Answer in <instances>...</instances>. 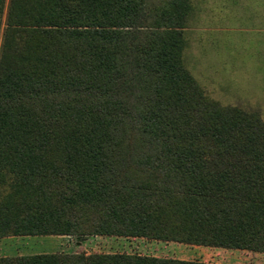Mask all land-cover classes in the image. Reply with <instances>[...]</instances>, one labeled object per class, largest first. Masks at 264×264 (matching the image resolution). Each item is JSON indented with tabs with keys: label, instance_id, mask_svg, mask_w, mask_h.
<instances>
[{
	"label": "trees",
	"instance_id": "1",
	"mask_svg": "<svg viewBox=\"0 0 264 264\" xmlns=\"http://www.w3.org/2000/svg\"><path fill=\"white\" fill-rule=\"evenodd\" d=\"M191 9L0 0V239L264 252V119L208 97L186 67ZM0 264L215 263L56 252Z\"/></svg>",
	"mask_w": 264,
	"mask_h": 264
},
{
	"label": "rangeland",
	"instance_id": "2",
	"mask_svg": "<svg viewBox=\"0 0 264 264\" xmlns=\"http://www.w3.org/2000/svg\"><path fill=\"white\" fill-rule=\"evenodd\" d=\"M188 18L184 62L206 95L258 111L264 119V0H192ZM122 238L8 236L0 239V257L131 252L215 264H264V252Z\"/></svg>",
	"mask_w": 264,
	"mask_h": 264
},
{
	"label": "crops",
	"instance_id": "3",
	"mask_svg": "<svg viewBox=\"0 0 264 264\" xmlns=\"http://www.w3.org/2000/svg\"><path fill=\"white\" fill-rule=\"evenodd\" d=\"M54 237H58V238H62V237H65V236H60V235H58V236H54ZM69 237V236H68ZM79 243V242H78ZM131 253V252H130ZM139 254H141V253H139ZM26 255V254H25ZM32 255V254H31ZM3 256H8L7 254L6 255H3ZM179 259H181V258H179Z\"/></svg>",
	"mask_w": 264,
	"mask_h": 264
}]
</instances>
